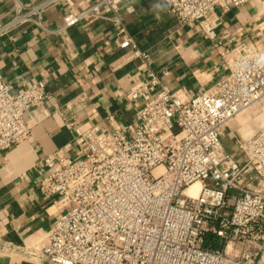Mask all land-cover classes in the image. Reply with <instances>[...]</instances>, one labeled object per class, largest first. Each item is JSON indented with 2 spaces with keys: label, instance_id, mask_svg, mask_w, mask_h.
<instances>
[{
  "label": "built area",
  "instance_id": "obj_1",
  "mask_svg": "<svg viewBox=\"0 0 264 264\" xmlns=\"http://www.w3.org/2000/svg\"><path fill=\"white\" fill-rule=\"evenodd\" d=\"M248 1L166 3L181 27L198 23L213 38L222 24L219 7ZM51 2L19 4L0 32L40 23ZM104 6L113 17L102 14ZM89 16L111 18L125 33L116 0L66 13L55 31ZM119 45L149 67L127 94L138 122L81 131L82 158L70 156L68 145L44 156L48 172L40 192L45 199L63 197L67 206L41 256L47 264H264V121L240 141L241 157L222 140L225 125L264 98V45L249 40L223 49L226 73L195 94L168 89L132 35ZM47 95L43 80L16 89L0 73V150L32 135L25 113Z\"/></svg>",
  "mask_w": 264,
  "mask_h": 264
},
{
  "label": "crops",
  "instance_id": "obj_2",
  "mask_svg": "<svg viewBox=\"0 0 264 264\" xmlns=\"http://www.w3.org/2000/svg\"><path fill=\"white\" fill-rule=\"evenodd\" d=\"M40 1L0 0V26L19 4ZM96 1L50 0L40 23L28 21L0 32L3 79L16 89L43 80L48 93L25 113L32 135L0 150V264H47L41 251L67 203L60 196L45 199L40 192L48 172L44 156L68 145L70 156L82 158L81 131L111 123L133 128L138 122L135 102L127 94L142 83L149 67L131 48L119 45L126 34L149 53L168 89L186 87L191 94L224 76L223 49L249 40L264 45V0L219 7L222 24L213 38L198 23L181 27L166 0H116L125 33L117 21L101 16L55 31L66 13ZM101 11L115 14L106 6Z\"/></svg>",
  "mask_w": 264,
  "mask_h": 264
},
{
  "label": "rangeland",
  "instance_id": "obj_3",
  "mask_svg": "<svg viewBox=\"0 0 264 264\" xmlns=\"http://www.w3.org/2000/svg\"><path fill=\"white\" fill-rule=\"evenodd\" d=\"M263 121L264 98L225 125L222 133L225 149L241 157L242 153L238 148L240 141L252 135Z\"/></svg>",
  "mask_w": 264,
  "mask_h": 264
},
{
  "label": "bare ground",
  "instance_id": "obj_4",
  "mask_svg": "<svg viewBox=\"0 0 264 264\" xmlns=\"http://www.w3.org/2000/svg\"><path fill=\"white\" fill-rule=\"evenodd\" d=\"M199 189H200V184L199 183H195L194 185L191 186V192L193 194H197Z\"/></svg>",
  "mask_w": 264,
  "mask_h": 264
}]
</instances>
